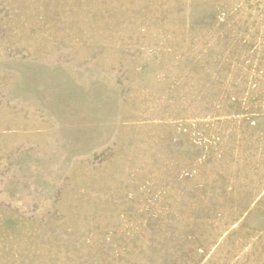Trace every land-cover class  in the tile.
<instances>
[{"label": "rangeland", "instance_id": "1", "mask_svg": "<svg viewBox=\"0 0 264 264\" xmlns=\"http://www.w3.org/2000/svg\"><path fill=\"white\" fill-rule=\"evenodd\" d=\"M0 264H264V0H0Z\"/></svg>", "mask_w": 264, "mask_h": 264}]
</instances>
